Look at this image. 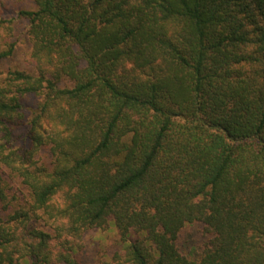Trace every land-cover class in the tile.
<instances>
[{"label": "trees", "instance_id": "16d2710c", "mask_svg": "<svg viewBox=\"0 0 264 264\" xmlns=\"http://www.w3.org/2000/svg\"><path fill=\"white\" fill-rule=\"evenodd\" d=\"M32 1L33 71L0 74V264H79L109 222L116 264H264V0Z\"/></svg>", "mask_w": 264, "mask_h": 264}, {"label": "rangeland", "instance_id": "374dc122", "mask_svg": "<svg viewBox=\"0 0 264 264\" xmlns=\"http://www.w3.org/2000/svg\"><path fill=\"white\" fill-rule=\"evenodd\" d=\"M32 0H0V18L11 20L10 37L7 42L15 44V51L11 58L0 65V74L5 75L11 70L33 71L31 61L32 45L28 37V21L20 13L34 9ZM41 97L28 95L23 98L26 115L35 109ZM51 156L47 150L40 155L42 164L50 165ZM16 191V187H13ZM39 224H41L39 222ZM43 226V224H41ZM41 226V227H42ZM210 236L201 223L188 224L182 231L179 240L181 252L188 257H196L206 247ZM126 244L119 236L113 222H109L103 229H93L85 233L83 248L77 254L79 264H116V254H123ZM23 264H26L23 261Z\"/></svg>", "mask_w": 264, "mask_h": 264}, {"label": "clouds", "instance_id": "9594fccd", "mask_svg": "<svg viewBox=\"0 0 264 264\" xmlns=\"http://www.w3.org/2000/svg\"><path fill=\"white\" fill-rule=\"evenodd\" d=\"M66 191H68L67 188H65V189L53 194L51 199H50V201H49V203L54 205V206H57V207H59L61 209L67 208L68 204H69V201L64 196V193ZM74 191L75 190H73V192ZM62 222L66 224L68 222V218L67 217L62 218Z\"/></svg>", "mask_w": 264, "mask_h": 264}]
</instances>
